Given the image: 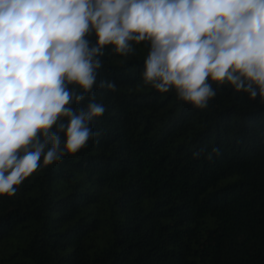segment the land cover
Masks as SVG:
<instances>
[{
    "label": "trees",
    "instance_id": "1",
    "mask_svg": "<svg viewBox=\"0 0 264 264\" xmlns=\"http://www.w3.org/2000/svg\"><path fill=\"white\" fill-rule=\"evenodd\" d=\"M134 47L101 57L98 135L0 195V264H264V98L213 83L195 108Z\"/></svg>",
    "mask_w": 264,
    "mask_h": 264
},
{
    "label": "clouds",
    "instance_id": "2",
    "mask_svg": "<svg viewBox=\"0 0 264 264\" xmlns=\"http://www.w3.org/2000/svg\"><path fill=\"white\" fill-rule=\"evenodd\" d=\"M142 42L159 93L198 109L213 83L264 98V0H0V195L98 135L95 89L117 91L98 83L101 57Z\"/></svg>",
    "mask_w": 264,
    "mask_h": 264
}]
</instances>
